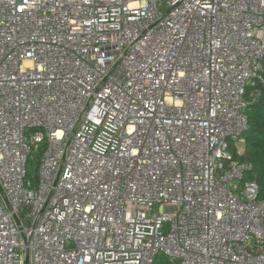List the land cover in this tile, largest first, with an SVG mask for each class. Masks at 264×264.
Wrapping results in <instances>:
<instances>
[{"label":"built area","instance_id":"1","mask_svg":"<svg viewBox=\"0 0 264 264\" xmlns=\"http://www.w3.org/2000/svg\"><path fill=\"white\" fill-rule=\"evenodd\" d=\"M263 59L264 0H0V264H264Z\"/></svg>","mask_w":264,"mask_h":264},{"label":"trees","instance_id":"2","mask_svg":"<svg viewBox=\"0 0 264 264\" xmlns=\"http://www.w3.org/2000/svg\"><path fill=\"white\" fill-rule=\"evenodd\" d=\"M262 64L264 69V59ZM244 98L249 102L247 108L249 127L242 136L244 140L242 152L239 150L238 144L235 142L230 143V161L252 164V170L247 173L245 180L256 176L259 184L258 198L264 199V84L258 81L250 84L246 89ZM44 147V143L40 144L27 164L29 177L34 180L37 176L38 162ZM247 242L249 250L253 254H264V241L250 238ZM153 264H179V261L164 253H159Z\"/></svg>","mask_w":264,"mask_h":264},{"label":"rangeland","instance_id":"3","mask_svg":"<svg viewBox=\"0 0 264 264\" xmlns=\"http://www.w3.org/2000/svg\"><path fill=\"white\" fill-rule=\"evenodd\" d=\"M238 148L242 152L244 149V143H242V142L238 143Z\"/></svg>","mask_w":264,"mask_h":264},{"label":"water","instance_id":"4","mask_svg":"<svg viewBox=\"0 0 264 264\" xmlns=\"http://www.w3.org/2000/svg\"><path fill=\"white\" fill-rule=\"evenodd\" d=\"M26 264H28V258L26 259Z\"/></svg>","mask_w":264,"mask_h":264}]
</instances>
